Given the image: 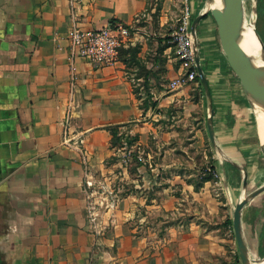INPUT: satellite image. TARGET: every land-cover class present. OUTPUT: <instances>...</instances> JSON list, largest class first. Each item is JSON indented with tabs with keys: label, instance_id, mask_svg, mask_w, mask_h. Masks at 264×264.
<instances>
[{
	"label": "crops",
	"instance_id": "0c3cea01",
	"mask_svg": "<svg viewBox=\"0 0 264 264\" xmlns=\"http://www.w3.org/2000/svg\"><path fill=\"white\" fill-rule=\"evenodd\" d=\"M200 3L190 0L192 12ZM147 4L0 0V264H214L223 255L219 238L207 229L213 203L206 193L178 185L179 175L166 171L173 162H149L150 171L144 166L136 179L126 178L131 188L112 207L95 198L90 185L108 172L114 157L111 127L145 146L152 137L174 136L177 128L172 127L194 112L197 118L204 113L202 96L195 104L189 93L192 82L173 90L162 82L182 72L169 38L153 41L160 52L151 61L145 58L147 42L135 28ZM113 22L130 26L128 45L121 49L138 42L137 56L144 53V83L149 85L144 97L134 92L122 53L103 67L71 56L72 27L100 29ZM198 26L200 51L210 50L204 68L215 115L221 114V95L213 83L228 67L210 14ZM210 57L218 69L209 67ZM66 132L83 138L86 165L64 142ZM214 133L225 151L222 136L216 129ZM143 180L144 195L134 184ZM178 187L188 188L198 200L188 220L180 223L168 221L184 212ZM154 213L164 218L156 223ZM155 228L159 232L148 231Z\"/></svg>",
	"mask_w": 264,
	"mask_h": 264
},
{
	"label": "rangeland",
	"instance_id": "374dc122",
	"mask_svg": "<svg viewBox=\"0 0 264 264\" xmlns=\"http://www.w3.org/2000/svg\"><path fill=\"white\" fill-rule=\"evenodd\" d=\"M199 1L201 3L198 11L194 13L192 12L190 0H148L143 15L140 14L137 17L139 21H137L138 24L135 28L142 39L147 42L148 50L145 58L148 61L152 60L154 52H160V48L156 50V44H153V41L169 38V33L176 25L186 3L190 6L192 19L205 4V0ZM258 1L256 0L257 19L260 21L257 27L264 41V0H260L259 6ZM253 17L254 14L252 13L249 21ZM196 32L198 35L199 60L202 67H204V61L209 58L210 50L200 51L202 39H199L198 25ZM215 42L217 47L219 46V51L223 54L217 35H215ZM138 50L139 44L136 42L129 48L122 49V57H126L124 62L127 63L126 65L129 68L128 72L132 77L134 92L136 94L140 93V96L144 97V92L147 94L149 85L144 83V53L143 58H140L137 56ZM212 58L210 57L209 67L215 69L217 66H215ZM225 63L228 69L223 73L222 79L219 78V81L213 83V89H217V94L221 95V99L219 98L221 114L214 116L213 127L224 140V148L227 151H224L223 158L217 152L218 141L215 140L216 144L212 145L207 133V102L200 81L194 79L180 86L192 82L193 86L191 85L189 93L192 95L195 104L197 103V97L202 96L204 113L201 112L199 118H197L198 113L197 111L194 112L184 124L179 125V127H172L177 128L174 136L170 134L166 138L152 137L145 146L134 143L132 139L131 143H128L129 136L120 137V141L114 146V157L107 163L108 172L104 174L105 176L102 175L96 179L92 184V190H95V198H99L102 204L112 202L116 204L119 195L131 188V184H126V178H135L139 169L142 168L144 171V166L145 170L149 169L150 171L149 162L152 166H154L153 161L162 158L166 162H173L174 164L166 168V171L179 175L181 180L178 185L183 187L192 186V190L197 195L201 192L206 193L207 198L213 203L212 206L215 211L213 212L212 221L207 224V229L212 230L213 234L219 238L221 250L224 252L222 256L217 257L214 264H243L232 227L233 208L242 188L241 175L234 168L235 166L226 159L233 158L236 160L238 157L241 164L248 167V189L251 190L257 186L264 174V161L258 147L257 129L251 107L239 78L226 58ZM162 82L166 89H175L171 88V81L162 80ZM219 115H222V118ZM124 143L127 145L125 146ZM134 184L137 189L143 190L144 195V180L141 183L134 182ZM132 186L134 187V185ZM176 192L180 194V208L184 212L175 218L170 217L168 221L180 223L188 220V217H190L188 213L198 203V200L193 198L191 190H188V188L182 190L178 187ZM159 218H164V216L161 213H154L152 216L156 223ZM241 224L251 256L261 257L264 252V189L246 203ZM138 230L144 233V228L138 227ZM148 231L157 233L159 229L155 228V230Z\"/></svg>",
	"mask_w": 264,
	"mask_h": 264
},
{
	"label": "water",
	"instance_id": "95a60500",
	"mask_svg": "<svg viewBox=\"0 0 264 264\" xmlns=\"http://www.w3.org/2000/svg\"><path fill=\"white\" fill-rule=\"evenodd\" d=\"M251 11L254 14L253 19L249 22L247 27H242L239 26L236 22L235 16L233 14L231 6L228 3V0H205L203 8L199 10V12H197L191 19L190 32L192 36V47L194 51L195 66L207 102L206 127L212 145L216 144V138L213 127V117L215 115V109L212 103L210 86L199 60L198 35L196 32V27L199 21L206 14L209 13L216 24L220 48L228 64L239 78L243 90H254L251 83L245 80L231 65V59L233 58L237 61H240L244 64L250 65L258 69L264 75V41L261 35L259 34L257 28V3L252 6ZM257 141L260 153L264 161V131H257ZM218 150H220L224 156V150L219 144ZM226 161H228L237 169H239L241 175L242 188L233 208L232 227L242 262L243 264H245L244 255L241 249L244 245L247 246V244L245 241V236L241 224L240 213L242 206L245 203V201L241 197V193L243 190L248 189V172L244 165L235 161L233 158L226 159ZM263 189L264 186L256 188L253 192L252 197ZM258 259L264 262V252L261 257H258Z\"/></svg>",
	"mask_w": 264,
	"mask_h": 264
},
{
	"label": "built area",
	"instance_id": "2783aa9c",
	"mask_svg": "<svg viewBox=\"0 0 264 264\" xmlns=\"http://www.w3.org/2000/svg\"><path fill=\"white\" fill-rule=\"evenodd\" d=\"M191 13L190 6L186 3L169 34L170 43L174 46V52L182 70L176 78L171 80V88L179 87L198 76L190 32ZM129 37L130 26L121 22H113L100 29L91 30H82L74 26L68 34L70 53L73 58H82L94 67L112 65L119 59L120 49L128 45ZM68 122L67 118L65 125ZM67 129L68 127H64L65 131ZM64 142L78 151L82 162L86 165L88 154L82 146L83 138L75 139L66 132ZM124 145L127 144L124 143ZM109 204L112 207L115 203Z\"/></svg>",
	"mask_w": 264,
	"mask_h": 264
},
{
	"label": "bare ground",
	"instance_id": "6f19581e",
	"mask_svg": "<svg viewBox=\"0 0 264 264\" xmlns=\"http://www.w3.org/2000/svg\"><path fill=\"white\" fill-rule=\"evenodd\" d=\"M229 5L232 8L233 14L235 16L236 22L239 26L247 27L249 19L252 17V6L256 3V0H228ZM231 65L233 68L247 81L251 83L254 90L245 89V95L249 105L251 107L252 113L255 119V125L258 132L264 131V75L258 69L244 64L236 59H231ZM218 154L223 158V153L218 150ZM264 186V174L261 176L257 186L251 190L246 189L241 193L242 199L245 201L242 206L240 217H243L246 203L252 199L253 192L256 188ZM259 193V192H258ZM262 194V193H261ZM257 197V196H256ZM246 217V216H245ZM248 223V222H246ZM245 264H264L263 261L259 260L258 257L251 256L248 246L244 245L241 249Z\"/></svg>",
	"mask_w": 264,
	"mask_h": 264
},
{
	"label": "trees",
	"instance_id": "16d2710c",
	"mask_svg": "<svg viewBox=\"0 0 264 264\" xmlns=\"http://www.w3.org/2000/svg\"><path fill=\"white\" fill-rule=\"evenodd\" d=\"M259 2H260V0L258 1V6H259ZM209 14V13H208ZM259 19H257V26H258V23H259ZM258 28V27H257ZM260 35H262V34H260ZM262 37V36H261ZM121 51H120V54L122 53V49H120ZM203 70H204V67H203ZM205 72V71H204ZM205 75H206V72H205ZM207 78V77H206ZM196 80H199L198 79V77H196L195 78ZM210 91H211V89H210ZM211 95H212V93H211ZM212 103H213V101H212ZM213 107H214V104H213ZM214 109H215V107H214ZM110 131H111V134H112V139H111V141H110V144H111V146L112 147H114V146H116L117 145V143L120 141V136L117 134V130L113 127H111L110 128ZM128 143H131V139H129L128 140ZM244 167L247 169V172L249 173V169H248V167L247 166H245L244 165ZM239 173H240V171H239V169H237L236 167H234Z\"/></svg>",
	"mask_w": 264,
	"mask_h": 264
}]
</instances>
